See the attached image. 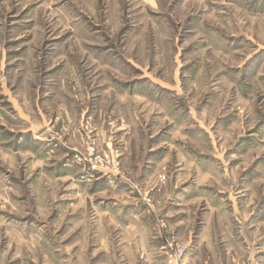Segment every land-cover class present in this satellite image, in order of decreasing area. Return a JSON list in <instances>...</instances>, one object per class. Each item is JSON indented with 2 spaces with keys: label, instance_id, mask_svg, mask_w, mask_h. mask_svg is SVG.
Here are the masks:
<instances>
[{
  "label": "rangeland",
  "instance_id": "rangeland-1",
  "mask_svg": "<svg viewBox=\"0 0 264 264\" xmlns=\"http://www.w3.org/2000/svg\"><path fill=\"white\" fill-rule=\"evenodd\" d=\"M210 219L264 236V0H0V264H146L141 226ZM219 236L198 264L244 259Z\"/></svg>",
  "mask_w": 264,
  "mask_h": 264
},
{
  "label": "crops",
  "instance_id": "crops-1",
  "mask_svg": "<svg viewBox=\"0 0 264 264\" xmlns=\"http://www.w3.org/2000/svg\"><path fill=\"white\" fill-rule=\"evenodd\" d=\"M200 224V228L196 233L197 235L190 238V247L184 257L183 264H198L204 255L203 247L205 248V246H210L211 244L214 245V238H217V234H220L219 241L225 243L226 247L233 245L234 248L232 249L239 251V253L243 250L244 259L239 256V261L236 260L238 254H235V257H232L230 261L228 253L227 264H264V236L257 242L258 244H251L249 237L244 234L245 227L238 226L235 230V228L228 226L224 221L223 225L214 227L211 219L206 222L201 221ZM257 229L261 228L257 227ZM141 230L142 233L146 234L141 239L142 248L147 253L145 256L146 264H167L165 246L168 243V239L165 237L163 230H158V234L154 236L153 234L152 236L151 234L148 235L147 229L142 226ZM227 250L230 249L227 248Z\"/></svg>",
  "mask_w": 264,
  "mask_h": 264
},
{
  "label": "built area",
  "instance_id": "built-area-1",
  "mask_svg": "<svg viewBox=\"0 0 264 264\" xmlns=\"http://www.w3.org/2000/svg\"><path fill=\"white\" fill-rule=\"evenodd\" d=\"M164 179L165 178L162 177V180ZM188 249H189V246L176 249L173 243L168 242L167 245L165 246L167 264H183L182 261L184 260V257Z\"/></svg>",
  "mask_w": 264,
  "mask_h": 264
}]
</instances>
